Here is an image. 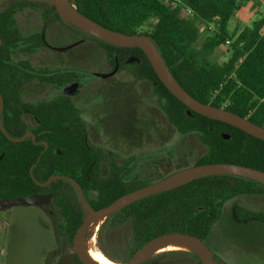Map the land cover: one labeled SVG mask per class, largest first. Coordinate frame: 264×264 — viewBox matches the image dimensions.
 I'll use <instances>...</instances> for the list:
<instances>
[{"label": "trees", "instance_id": "1", "mask_svg": "<svg viewBox=\"0 0 264 264\" xmlns=\"http://www.w3.org/2000/svg\"><path fill=\"white\" fill-rule=\"evenodd\" d=\"M250 2L264 0H74V5L108 29L149 36L174 78L190 95L264 127V13L249 25L230 27L238 12ZM28 6L38 7L41 3L21 1L5 11L0 10V39L3 40L0 91L5 104L1 119L10 136L22 138L33 130L36 140L28 137L22 142H13L0 131V199L54 193L63 218L64 237L72 241L85 217L75 186L58 179L42 187L34 179L41 183L53 176L74 179L95 210L154 180L142 175L131 177L129 171L117 170L111 177L103 178L104 150L90 143L88 126L79 108L64 102L32 107L18 105L21 84L13 79V65L7 53L20 43L27 51L26 46L33 39L20 38L15 26L16 12ZM204 34L207 35L201 42ZM97 41L110 64L114 65L118 59L119 72H127L134 82H145L152 87L160 112L180 135L199 136L207 152L194 166L230 163L264 171L263 140L227 123L194 111L189 113L160 81L140 48H121ZM223 46H227V61L222 64L212 61L216 50ZM129 57L138 61L128 62ZM78 74L81 77L82 72ZM47 79L49 83H56L53 77ZM28 110L37 120L35 130L25 118ZM223 134L230 138L226 139ZM43 143L48 144L47 149ZM34 165L33 179L30 170ZM242 195L264 196V185L238 176L205 177L137 201L111 216L108 224L113 229L131 225L133 251L169 233L192 235L205 241L222 218L225 205ZM234 210L237 217L243 216L241 207L236 206ZM244 217H256L255 223L264 229V214L247 212ZM168 255L193 256L202 264L190 252L175 251Z\"/></svg>", "mask_w": 264, "mask_h": 264}, {"label": "rangeland", "instance_id": "2", "mask_svg": "<svg viewBox=\"0 0 264 264\" xmlns=\"http://www.w3.org/2000/svg\"><path fill=\"white\" fill-rule=\"evenodd\" d=\"M10 2L19 4L21 1ZM70 2L74 4V0ZM32 20L30 13L16 17V21L24 25H28ZM206 35L202 36L201 42ZM56 43L59 47L58 40ZM82 44L75 47L71 53L75 52L78 56L80 71L85 70L88 73L83 77V86H91L86 99L85 90L81 91V87V94L76 100L88 126L90 143L105 152V161L102 164L103 178L110 173L111 162L120 164V167L127 165L131 170V177L142 175L154 180L150 183L159 181L162 176H169L170 172L172 174L194 166L198 158L207 152L199 136H182L169 124L159 110L152 87L147 83L141 82V91L135 92L140 82H134L127 72H122L112 79L97 77L98 73L111 70L105 50L96 39L88 45L86 42ZM54 55L60 57L58 54H52ZM228 57L227 46H223L216 50L211 59L222 64ZM53 95L54 93L50 92L47 98ZM135 95L139 101L137 104ZM120 158L125 161L119 162ZM56 205L52 204L47 210L54 211L51 221L54 226L57 225L55 228L58 231L62 218ZM236 206L242 208V217H237L234 210ZM247 212L264 214V196L242 195L229 201L225 205L222 218L213 226L205 240L217 258L220 257L217 259L219 264H264V229L255 223L258 221L256 217H244ZM0 215L10 223V261L13 260L16 264H42L43 258L55 250V238L45 227V221L50 216L42 206H17L4 212L0 211ZM89 236L90 233L86 235V240ZM63 238L64 251L68 240ZM133 246L129 223L113 229L108 224V219H105L97 231L92 249L102 251L114 262L124 264L138 251H133ZM160 255L154 254L145 264H198L193 256ZM63 262H68L65 256Z\"/></svg>", "mask_w": 264, "mask_h": 264}, {"label": "water", "instance_id": "3", "mask_svg": "<svg viewBox=\"0 0 264 264\" xmlns=\"http://www.w3.org/2000/svg\"><path fill=\"white\" fill-rule=\"evenodd\" d=\"M7 1L0 2V7ZM17 1H30V2H44L49 6H54L61 20L70 26H73L86 35L103 41L109 45L121 47V48H140L147 56L152 68L157 74L160 81L165 87L181 101L188 109L189 113L194 111L207 118L227 123L233 127L241 129L247 134L256 137L264 141V127H261L248 118L241 117L234 114L224 108H217L209 104H204L190 95L174 78L170 69L166 65L158 47L152 41V39L144 34L139 35H127L121 32L113 31L104 27L103 25L88 18L76 8L70 0H17ZM1 42V41H0ZM118 66L116 67L117 70ZM116 70L110 73H98L97 76L106 79L116 73ZM79 87L78 83L67 87L64 91L65 94H72ZM5 104L4 99L0 91V131H2L10 141L22 142L28 137H32L35 141V134L29 132L22 138H14L10 136L5 130L2 122V114ZM223 137L229 139V135L223 134ZM48 147L47 143H43ZM1 163V158H0ZM34 165L31 170V176H33ZM218 175H230L238 176L253 180L264 185V171L254 169L251 167H245L242 165L230 164V163H216L205 164L200 166H192L182 170H178L171 175L140 189L134 190L120 197L110 205L100 210H95L87 201L82 187L74 179L67 176H53L46 183H41L34 179L35 183L42 187L49 186L52 181L62 179L72 183L78 193L79 201L84 210V222L78 229L73 244L67 250L65 260L69 261L74 254H77L84 264H95L91 259L85 247L86 235L90 233L93 224L100 219H109L111 216L127 208L133 203L145 199L149 196H153L162 192L176 189L180 186L191 183L195 180L218 176ZM53 194H37L24 197L0 199V211L7 210L17 206H43L51 202ZM172 242H185L191 245L193 248V254H195L202 264H219L215 253L207 246L205 241L201 238L182 234V233H169L157 238L152 239L140 248L134 256L124 264H145V262L154 255L157 248L162 245ZM156 255V254H155ZM64 263V262H63ZM61 263V264H63Z\"/></svg>", "mask_w": 264, "mask_h": 264}, {"label": "flooded vegetation", "instance_id": "4", "mask_svg": "<svg viewBox=\"0 0 264 264\" xmlns=\"http://www.w3.org/2000/svg\"><path fill=\"white\" fill-rule=\"evenodd\" d=\"M2 1L3 0H0V2ZM10 1L5 2L0 7V10L5 11L8 7L14 5ZM39 3H41V6L24 7V9H19L15 14V26L18 30L19 37L22 39L33 38L32 41L31 42L29 41L30 43L26 46L27 51L23 50L24 46H22L20 43L19 46L12 48L11 51L7 53L9 62L10 64L13 65V68L11 70L12 73H14L13 79L16 83L17 81H20L19 83L21 84V90H20L21 101H18V105L25 104L32 107V106H44L47 103H51V102L52 103L55 102L61 105L64 102L79 108L78 105L79 102L76 100V98L78 97L79 94H81V91L85 90V99H86V95L90 94L89 87L91 85L83 86L82 84L83 77L86 76L88 73L85 70H81L82 74L81 77H79L78 73L80 69L78 68V64H77L79 58L75 54V52L74 53L71 52H73L74 48L75 47L77 48L79 44L86 42V44L88 45L95 39L80 33L75 27L65 24L61 20L54 6H49L44 2H39ZM25 13H30V15H32L33 17V20L28 22V25H24L22 24V22L20 23L16 21L17 16L24 15ZM30 30H32V32H28ZM57 40L59 41V45H60L59 47L56 46ZM0 41H1L0 42V48H1L3 46V40L0 39ZM52 54H56V55L58 54L60 57H55V55L52 56ZM115 60L116 62L114 65L108 62V65L111 67V70L106 73L113 72L114 70H116V67L118 66L116 73L106 79H112L118 74L120 75L122 73L119 72L120 64L118 62V59L116 58ZM135 60L138 61V59L135 57H129L127 59V61L131 63L134 62ZM21 65H23V67H21ZM14 66L16 67L18 66V67L14 69ZM48 77L49 78L53 77L56 83H49L47 79ZM62 82H64L65 84H62ZM75 83L79 84L77 90L72 94H65L64 93L65 89ZM140 86H141V82L140 84H138L137 88L135 89V92L141 91ZM81 87L83 88L79 92ZM97 91L101 93V91L99 90ZM50 92H53L54 95L50 98H47V95H49ZM73 98H75V100ZM135 98H136L135 104H137L139 101L137 100L136 95ZM79 110L82 111L80 108ZM25 118L31 124L32 128H34L35 130L37 127L36 125L37 120L30 110L27 111ZM29 132L35 134L33 130H30L27 133ZM104 161H105V152H104ZM121 161L123 162L125 160L120 158L119 162ZM109 168H110L109 170L110 173L108 174L109 177H111L112 172L116 170L123 171L125 173L129 171L131 174V170L130 168L127 167V165L124 167H120V164H117L116 162H111ZM48 194H53V197L49 204L42 206L45 207L46 209L52 206V204L54 203L57 204L54 193L52 192L44 193V195H48ZM48 213L54 215V211L52 209L51 210L49 209ZM62 223H63V218L58 228L61 238V252L59 253V256H57L59 257L57 260L50 259V264L53 261L55 262V260L56 262L54 264L63 263L66 251L69 249V246L73 244L74 238L72 239V241L68 240V242L66 243L67 246L63 251V244H64L63 237L66 236L65 235L66 232L63 228H61ZM89 241H90V236L85 242L86 247H88ZM168 253L171 252L161 253L160 256H169ZM215 256L217 258V255ZM217 259H220V257H218ZM66 264H84V263L81 261L80 257L77 254H74L73 257Z\"/></svg>", "mask_w": 264, "mask_h": 264}, {"label": "crops", "instance_id": "5", "mask_svg": "<svg viewBox=\"0 0 264 264\" xmlns=\"http://www.w3.org/2000/svg\"><path fill=\"white\" fill-rule=\"evenodd\" d=\"M264 2L262 4H257L250 2L242 8L230 24L231 29H235L239 25H249L254 20L259 17V14L264 13ZM43 210L50 216L47 221H45V227L52 232V235L55 238V250L51 251L43 258L42 264H50V259L56 258L57 255L61 252V238L60 232L56 230V226L52 224L53 215L48 213V210L45 207H42ZM8 210V209H7ZM5 210H3L4 212ZM9 221L5 220L0 215V264H16L13 260L9 259V238H10V225ZM59 228V227H58Z\"/></svg>", "mask_w": 264, "mask_h": 264}, {"label": "bare ground", "instance_id": "6", "mask_svg": "<svg viewBox=\"0 0 264 264\" xmlns=\"http://www.w3.org/2000/svg\"><path fill=\"white\" fill-rule=\"evenodd\" d=\"M104 222V218L96 221L91 230H90V241L88 242V247H86V250L90 256V259L95 263V264H118L111 260L108 256H106L102 251H93L92 245L94 243L97 231L101 227V225ZM86 242V241H85ZM175 251H185V252H193V248L191 247L190 244L185 243V242H172L168 243L165 245L160 246L159 248L156 249L154 254H161L165 252H175Z\"/></svg>", "mask_w": 264, "mask_h": 264}, {"label": "built area", "instance_id": "7", "mask_svg": "<svg viewBox=\"0 0 264 264\" xmlns=\"http://www.w3.org/2000/svg\"><path fill=\"white\" fill-rule=\"evenodd\" d=\"M230 42L229 41H227V44H229Z\"/></svg>", "mask_w": 264, "mask_h": 264}]
</instances>
